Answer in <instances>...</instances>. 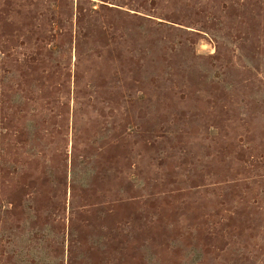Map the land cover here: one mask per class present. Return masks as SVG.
<instances>
[{"label":"rangeland","instance_id":"1","mask_svg":"<svg viewBox=\"0 0 264 264\" xmlns=\"http://www.w3.org/2000/svg\"><path fill=\"white\" fill-rule=\"evenodd\" d=\"M0 264H264V0H0Z\"/></svg>","mask_w":264,"mask_h":264}]
</instances>
